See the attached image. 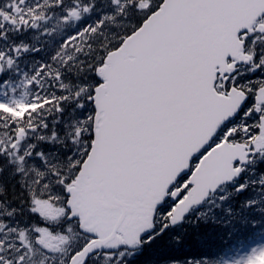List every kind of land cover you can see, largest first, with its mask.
<instances>
[{"label":"snow or ice","instance_id":"6c2138e0","mask_svg":"<svg viewBox=\"0 0 264 264\" xmlns=\"http://www.w3.org/2000/svg\"><path fill=\"white\" fill-rule=\"evenodd\" d=\"M44 7L0 0V103L38 105L22 118L0 109V177L28 205L25 217L0 192V264H261L264 0H55L47 17ZM29 11L39 37L28 35L35 20L9 16ZM56 18L68 25L59 35ZM173 30L191 46L160 47ZM24 81L30 93L17 95ZM114 116L127 123L120 162L142 204L82 226L72 180H87ZM66 230L78 237L67 249ZM190 244L208 254H175Z\"/></svg>","mask_w":264,"mask_h":264},{"label":"water","instance_id":"95a60500","mask_svg":"<svg viewBox=\"0 0 264 264\" xmlns=\"http://www.w3.org/2000/svg\"><path fill=\"white\" fill-rule=\"evenodd\" d=\"M191 43V41L182 40L173 30L163 37L160 47L167 49L177 46H191ZM117 55L122 57L121 62L123 64L127 65L130 62L123 58V53L118 51ZM126 131V121L114 116L107 131V142L102 153H93L85 162L88 167L81 170V173L86 172L88 174L87 180L82 181L81 175H78L73 183L71 202L74 212L80 213L82 226L89 222V218H94L95 222L106 225L114 217H117V214L120 216L125 214L130 206L139 208L142 204L138 197L142 195L143 190L136 183L135 171L120 162L119 141L126 134ZM113 140L118 141V146L114 144ZM102 142H104L103 134Z\"/></svg>","mask_w":264,"mask_h":264},{"label":"trees","instance_id":"16d2710c","mask_svg":"<svg viewBox=\"0 0 264 264\" xmlns=\"http://www.w3.org/2000/svg\"><path fill=\"white\" fill-rule=\"evenodd\" d=\"M55 0H41V3L45 5L44 8H41V11L45 12V17H47L49 15L48 11H47V5L54 3ZM34 7L39 8L38 5H34ZM9 16H11L9 14ZM13 18V20L15 21V23L17 24V26H19L21 23L26 24L30 29H31V24L32 21L35 20L38 28L37 30H32L29 32V36L31 37H39L40 35V31L41 29L39 28V26L43 23V21L37 19V17H39V11L33 13L32 11L28 12V19H25V17L23 15L21 16H16V15H12L11 16ZM60 19V18H59ZM114 27L116 25H119L121 23L120 19L116 16L113 17V20L110 22ZM68 28V25L64 24L62 19H60L59 23L57 24L56 28L53 30V34L54 35H59L63 32H65ZM28 37H25V39H27ZM43 84V81H42ZM25 91L30 93V89L28 87V83L25 85ZM38 105L35 102H26L22 105L19 106V108L17 109L15 106H13V108H16L13 111H4L7 114H11L14 117H23V114L25 111H27L29 108L35 109L37 108ZM11 109V108H8ZM25 170L31 171L30 169L26 168ZM36 171H40V169H37ZM29 177H31L32 175H34L35 173H28ZM19 179V178H17ZM14 180H10L8 178L7 173L4 174L3 177H0V192H3L5 194H7V196L9 198L14 197V203H13V207L19 209H23V211L25 210V207L27 206V202H26V198L24 197V194L20 192L19 187L16 188L15 193L12 192L11 190V185L14 183ZM34 187V186H33ZM197 211H199V209H197ZM235 244H238L235 240L230 241L228 245H220V249L221 251L223 250V248L225 247H231ZM176 255H198V254H208V251L205 249H201L199 247H197L194 244H190L189 246H186L182 249H178L175 252Z\"/></svg>","mask_w":264,"mask_h":264},{"label":"flooded vegetation","instance_id":"af4514ba","mask_svg":"<svg viewBox=\"0 0 264 264\" xmlns=\"http://www.w3.org/2000/svg\"><path fill=\"white\" fill-rule=\"evenodd\" d=\"M59 227L60 228H64L65 227V224L63 222V219L60 221L59 223ZM69 230H66V231H63V232H58L59 234H67Z\"/></svg>","mask_w":264,"mask_h":264},{"label":"rangeland","instance_id":"374dc122","mask_svg":"<svg viewBox=\"0 0 264 264\" xmlns=\"http://www.w3.org/2000/svg\"><path fill=\"white\" fill-rule=\"evenodd\" d=\"M44 231H46V230H44ZM238 247H239V246H238ZM64 248H66V246H64ZM34 251H35V250H34ZM54 256L57 257V258H59V257L62 256V254H61V253H56ZM39 259H40V258L37 257L36 264H39ZM45 264H48V262L46 261Z\"/></svg>","mask_w":264,"mask_h":264},{"label":"bare ground","instance_id":"6f19581e","mask_svg":"<svg viewBox=\"0 0 264 264\" xmlns=\"http://www.w3.org/2000/svg\"><path fill=\"white\" fill-rule=\"evenodd\" d=\"M123 134H122V132H121V136H122ZM113 142H115L114 144H116V146H118V141L117 140H113Z\"/></svg>","mask_w":264,"mask_h":264}]
</instances>
